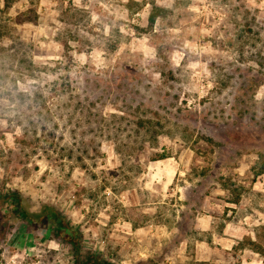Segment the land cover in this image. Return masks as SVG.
Instances as JSON below:
<instances>
[{
  "label": "rangeland",
  "instance_id": "rangeland-1",
  "mask_svg": "<svg viewBox=\"0 0 264 264\" xmlns=\"http://www.w3.org/2000/svg\"><path fill=\"white\" fill-rule=\"evenodd\" d=\"M262 164L264 0H0V264H264Z\"/></svg>",
  "mask_w": 264,
  "mask_h": 264
},
{
  "label": "trees",
  "instance_id": "trees-1",
  "mask_svg": "<svg viewBox=\"0 0 264 264\" xmlns=\"http://www.w3.org/2000/svg\"><path fill=\"white\" fill-rule=\"evenodd\" d=\"M150 21H153V18H150ZM258 174L264 175V164L259 166ZM54 224L57 225L58 231H62V235L65 240H69V242L75 243L74 238L77 237V231L70 227L68 224H66L63 217L60 215L58 211L54 207H45V210L41 213V215H38ZM263 251V249H260V252ZM98 261V260H97ZM96 261V262H97ZM99 263V261H98Z\"/></svg>",
  "mask_w": 264,
  "mask_h": 264
},
{
  "label": "crops",
  "instance_id": "crops-1",
  "mask_svg": "<svg viewBox=\"0 0 264 264\" xmlns=\"http://www.w3.org/2000/svg\"><path fill=\"white\" fill-rule=\"evenodd\" d=\"M136 231V230H135Z\"/></svg>",
  "mask_w": 264,
  "mask_h": 264
}]
</instances>
